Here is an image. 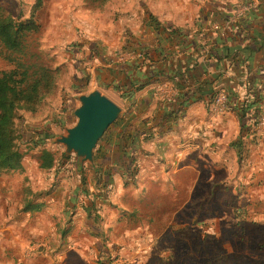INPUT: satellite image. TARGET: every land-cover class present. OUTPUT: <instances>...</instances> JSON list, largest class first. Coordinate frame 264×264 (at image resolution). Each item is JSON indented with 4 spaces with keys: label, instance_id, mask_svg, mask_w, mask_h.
I'll list each match as a JSON object with an SVG mask.
<instances>
[{
    "label": "crops",
    "instance_id": "obj_1",
    "mask_svg": "<svg viewBox=\"0 0 264 264\" xmlns=\"http://www.w3.org/2000/svg\"><path fill=\"white\" fill-rule=\"evenodd\" d=\"M251 1L255 3L251 11L229 27H225L223 21L227 19L230 9L216 7L212 10L209 7L208 14L203 16L194 31L186 29L187 47L182 43L166 44L174 62L179 58L182 60L187 50V55H192L194 60L205 65L206 70L203 72L202 69V74L194 75L195 82H188L185 91L191 93L197 84L214 79L211 95L219 89L235 93L228 109L209 106L206 101L193 97V102L178 118L177 124L173 126L169 119L165 123V132H161L163 129L157 130L154 122L161 121V109L170 110V103L177 97L178 90L174 88L172 80L150 82L126 101L122 99V94L115 93L124 104L121 105L123 110L131 109L132 115L127 120L123 121V117L113 124L116 132L113 131L112 137L115 140L120 136L128 142V135H132L135 143L133 156L138 172L132 182L114 174L107 183L104 178L103 182L97 181L95 170L90 169L95 165H86L78 171L76 163V171H60L58 178L71 188L70 193L67 190V210L70 213L65 220H70L68 225L73 235H69V240L73 243L79 236L78 229H82L91 239L92 250L96 254L104 250L106 252L107 248L117 243L125 246L127 252H131L129 257L135 260L138 258L133 248L140 245L139 239L144 236L150 245L144 258L145 264L150 258L154 262L148 264H161L168 259L171 262L172 254L181 251L176 246L177 242L187 243L186 234H192L185 226L188 217L199 221L211 219L215 223L214 229L193 234L194 239H198V245H185L182 249L185 255L193 254L198 259L194 264H213L212 257L205 262L203 257L207 253L213 256L222 249L245 256V250L238 248V238L232 245L215 246L220 239L232 237V233L224 226L228 222H232L236 228L245 229L243 236L247 240H259L264 226L261 216L257 215L259 211H264V134L255 137L242 135L239 117L234 110L244 100L251 99L248 94L264 84V76H259L264 75V0ZM146 26H143L146 34L142 39L146 38L144 43L148 45L152 44L155 32ZM167 26V29H184L183 25ZM218 41L222 43L221 47L216 45ZM240 44L260 48L255 68L249 67L241 56L225 55L226 51L231 53ZM135 55L134 60L144 58L141 53L136 52ZM192 65L194 62L190 67ZM161 69L167 71L162 63ZM256 73L259 77H255ZM148 77L149 74L143 75V81ZM92 80L91 75L90 82ZM67 116L68 122L61 120L63 125L72 123V117ZM141 126L146 129H139ZM126 131L127 136L123 137L122 133ZM66 174L70 177L66 178ZM59 200L53 197L50 201ZM239 206L246 209H240ZM124 211L132 214L133 219L120 220ZM91 212L100 217V238L91 237L84 225ZM39 234L41 239L44 238L42 232ZM210 238L209 245H206L205 240ZM165 240L170 244L164 245ZM163 245V253L168 259L160 255ZM77 246H73V249L81 250ZM215 264L229 263L215 261Z\"/></svg>",
    "mask_w": 264,
    "mask_h": 264
},
{
    "label": "rangeland",
    "instance_id": "obj_2",
    "mask_svg": "<svg viewBox=\"0 0 264 264\" xmlns=\"http://www.w3.org/2000/svg\"><path fill=\"white\" fill-rule=\"evenodd\" d=\"M34 1L0 0V8L4 13L22 20L29 16ZM244 4L245 0H111L104 3L89 0H43V6L37 12L40 31L29 36V47L41 57L45 67L54 71L55 86L51 90H41V98L34 112L17 111L16 148L23 157V170L0 174V264H102L103 252L96 254L92 250L91 239L82 229L76 227L79 233L76 242L69 240V235H73L70 234L72 228L68 225L70 220H65V217L70 213L67 210V199L71 188L67 182L58 178L60 171H76V156L66 155L64 146L55 143V140L65 134V128L76 123L74 111L79 104L78 97L94 88L115 104L118 102L120 107L124 106L116 94L109 90L111 88L99 86L98 79L106 75L103 71L112 68V65L134 60L132 54H136L134 50L137 48L130 45L132 41L144 44L146 38L142 39V36L145 37L146 34L143 26L147 27V12L164 27L170 24L183 25L184 29L194 31L202 22L203 16L208 14L209 7L212 10L216 7L240 10ZM75 66L79 68L76 69ZM11 69L0 55V72ZM91 75L93 80L90 82ZM77 77L81 79L80 82H75ZM87 77L90 79L85 88L78 90ZM122 111L119 119L124 117V121L131 117V109ZM67 114L72 117V123L63 125L62 121L68 122ZM111 126L107 131L116 132L114 126ZM139 129L146 127L141 126ZM44 150H48L53 157L54 167L47 173L40 169V158ZM65 177L69 178L70 175L66 174ZM34 196L38 203H43V208L32 213L23 212V200L28 197V201L34 206ZM53 197L60 198L59 202H51ZM238 208L246 209L242 206ZM257 215L264 217V211H259ZM210 220L199 221L188 217L185 226L192 233L186 234L188 242H177L176 246L181 251L172 254V261L169 262V257L163 251L164 245L170 242L165 240L162 246L164 248H160V255L168 260L161 264H194L198 261L193 254L182 253V249L185 245H198V239L195 240L193 235L196 231L205 233L215 228V223ZM224 226L232 233V237L220 239L215 246L232 245L238 238V248L245 250V256L222 249L213 256L207 253L203 257L204 262L212 257L213 264L215 261L264 264V226L256 241L247 240L243 236L245 229L236 228L232 222ZM39 232L43 233V240ZM141 239L144 242L147 237L142 236ZM210 240L211 238L205 240L206 245H209ZM75 245L81 246H77L81 250H74ZM146 247L149 248L150 245ZM117 248L128 251L125 246L116 243L107 248L109 250L106 249V252ZM138 251L144 252V248ZM130 254L131 252L120 254L117 257L120 260L118 264H145L146 261L139 258L132 260ZM152 259L148 263L154 262Z\"/></svg>",
    "mask_w": 264,
    "mask_h": 264
},
{
    "label": "trees",
    "instance_id": "obj_3",
    "mask_svg": "<svg viewBox=\"0 0 264 264\" xmlns=\"http://www.w3.org/2000/svg\"><path fill=\"white\" fill-rule=\"evenodd\" d=\"M89 1L104 3L111 0ZM250 1L245 0V4L250 3ZM42 6L43 0H35L30 8L29 16L22 20L4 13L0 8V55L12 67L9 71L0 72V174L18 173L23 170V157L16 148L15 120L17 111L27 110L34 112L41 98V90H51V87L55 86L54 71L45 67L42 64L41 57L29 47V36L37 34L40 31L37 12ZM147 14L148 20L146 23L151 31L156 33L152 38V44L147 45L138 41H132L130 45L137 48L134 51L141 53L144 58H137L130 62L112 65V68L103 71L106 75L99 77L98 82L100 87L111 88L109 90H112L114 93L122 94V99L126 101L130 99L132 94L143 90L150 82L172 80L174 88L178 90L177 97L170 103V110L167 108L161 109V121L154 122L157 130L163 129L161 132H165L166 121L171 119L172 125L175 126L179 120L178 118L193 102V97L196 100L210 101L212 97L210 93L211 86L214 79L204 80L192 88L191 93L186 92L188 82H195L196 78L193 76L202 74L206 70L205 65H201L200 62L194 60L192 55H187V50L182 60H179V58L174 62L166 44L169 42L182 43L187 47L186 38L188 30L167 29L158 23L156 18L149 15L148 12ZM218 44L220 47L222 46L220 41L216 45ZM230 54L232 56H241L248 62L249 67L255 68L260 48H257V46L254 48L251 44H240L236 45L231 53L229 51L225 53V55ZM184 60L186 61L185 64L183 63ZM193 62L194 65L190 67V64H193ZM161 63L165 65L168 72L161 69ZM75 68L78 69L79 67L75 66ZM145 74H149V77L143 81V75ZM75 75L77 76V74ZM254 75L257 77L258 73ZM259 76L263 77L264 75ZM88 79L90 78L87 77L85 82H83V86L78 90L85 88L84 86L87 85ZM74 80L75 82H80L81 79L77 77ZM258 88L259 91H257ZM257 89L248 94V97H251V99L244 100L241 105L234 109L239 117L242 135L253 137L261 135L254 132V127L257 123L258 115L264 116V84L258 86ZM246 90L247 92L250 91L249 86H247ZM234 97L235 93H230L229 100L231 101ZM118 122L119 120L114 125ZM129 130L128 128V132ZM112 133L113 130L107 131L99 141L94 154L95 166L90 169L95 170L98 182H103L104 178L105 182L108 183L114 174H119L124 180L132 182L138 172L133 156L135 152L133 137L129 134L127 138L128 142L120 136H117L114 140ZM122 136L126 137L127 131L123 132ZM40 161L42 172L47 173L53 169V157L48 150H44L41 154ZM83 172L84 170L80 173ZM25 196H27V193ZM34 204L33 206L27 197V199L23 200L22 211L32 213L43 208V203H38L35 196ZM120 217V220L133 219V215L126 211L122 212ZM99 218L97 214L91 212L85 220L84 225L87 228L88 234L93 238H100L102 236ZM261 219L263 221L264 217L261 216ZM100 253L101 251L98 252V254Z\"/></svg>",
    "mask_w": 264,
    "mask_h": 264
},
{
    "label": "water",
    "instance_id": "obj_4",
    "mask_svg": "<svg viewBox=\"0 0 264 264\" xmlns=\"http://www.w3.org/2000/svg\"><path fill=\"white\" fill-rule=\"evenodd\" d=\"M78 107L74 111L76 123L65 128V134L55 140L65 148L66 155H75L77 169L94 165V154L99 141L108 128L116 123L122 108L99 91H90L78 97Z\"/></svg>",
    "mask_w": 264,
    "mask_h": 264
},
{
    "label": "built area",
    "instance_id": "obj_5",
    "mask_svg": "<svg viewBox=\"0 0 264 264\" xmlns=\"http://www.w3.org/2000/svg\"><path fill=\"white\" fill-rule=\"evenodd\" d=\"M254 6H255V3L250 1V3L244 4L240 10H237V9L230 10L229 15L227 16V19L225 21H223V25L225 27H229L232 24L236 23L238 19L247 15ZM132 57H136V55L132 54ZM166 86L170 87L169 84H166ZM229 95H230V93L227 90L219 89L212 94L210 101L207 103L209 106H213V107H217V108L223 107L224 109H228V107L230 105ZM254 132L255 133L257 132L259 134H264V116L263 115H258L257 123L254 127ZM148 242H149L148 239L144 240V242L142 239H139V244L141 246L139 245V246L133 248V252L137 258L144 260L146 253L149 249L146 247L149 245ZM141 248H144V252L138 251ZM123 252H127V251H125L123 249L120 250L117 248V249H114L110 252H103L101 254L102 264H118V263H120V260H117V257L120 256V254H122Z\"/></svg>",
    "mask_w": 264,
    "mask_h": 264
}]
</instances>
